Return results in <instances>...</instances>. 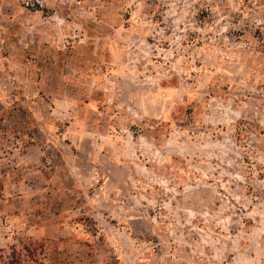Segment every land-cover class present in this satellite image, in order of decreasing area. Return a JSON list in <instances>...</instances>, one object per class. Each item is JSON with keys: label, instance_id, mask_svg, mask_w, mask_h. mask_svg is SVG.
<instances>
[{"label": "rangeland", "instance_id": "1", "mask_svg": "<svg viewBox=\"0 0 264 264\" xmlns=\"http://www.w3.org/2000/svg\"><path fill=\"white\" fill-rule=\"evenodd\" d=\"M0 264H264V0H0Z\"/></svg>", "mask_w": 264, "mask_h": 264}]
</instances>
